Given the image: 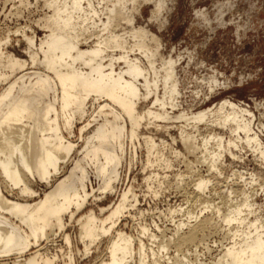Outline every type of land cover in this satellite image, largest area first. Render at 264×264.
<instances>
[{
	"label": "bare ground",
	"instance_id": "6f19581e",
	"mask_svg": "<svg viewBox=\"0 0 264 264\" xmlns=\"http://www.w3.org/2000/svg\"><path fill=\"white\" fill-rule=\"evenodd\" d=\"M145 3L153 9L146 23L138 24L135 17L142 18ZM41 7L46 12L34 23L44 36L37 40L23 34L27 64L3 49L8 39L0 40V264H55L42 244L61 232L65 221L78 223L86 249L110 237L106 260L99 264H264L261 206L244 193L239 201L223 197L214 206L202 198L209 181L203 177L195 181L194 199L203 213L214 208L215 214L198 220L188 211L186 218L195 223L180 222L169 239L158 242L142 228L148 247L115 229L114 219L125 209L130 190L106 218L80 216L90 196L87 167L100 179L101 193L112 191L123 139L134 140L143 123L191 125L194 132L182 131L179 141L186 152L202 154L196 162L207 163L210 173L219 169L224 155L235 158L233 150L243 145L264 163V145L253 127L254 115L230 99L197 112L168 111L181 108L178 59L163 56L162 43L147 24L161 25L164 0H41ZM197 14L204 19L205 14ZM212 73L205 79L209 92L226 88ZM77 125L79 146L70 140ZM73 154L71 168L61 175ZM34 183L44 185L42 194ZM215 219L227 229L230 243L205 262L199 260L198 247L208 249L204 237ZM62 238L69 243L67 235ZM171 244L177 251L173 257L167 256Z\"/></svg>",
	"mask_w": 264,
	"mask_h": 264
},
{
	"label": "rangeland",
	"instance_id": "374dc122",
	"mask_svg": "<svg viewBox=\"0 0 264 264\" xmlns=\"http://www.w3.org/2000/svg\"><path fill=\"white\" fill-rule=\"evenodd\" d=\"M164 5L161 25L154 21L147 24L159 37L163 56L178 59V103L181 108L168 111L174 115L179 109L197 112L230 99L254 115L253 127L260 131L264 145V128L261 127L264 125V0H164ZM152 9L151 3L142 4V18L136 15V22L145 24ZM45 12L41 0H0V40L8 39L3 49L27 64L23 34L34 35L37 40L42 38L45 31L34 22ZM197 12L205 14L204 19ZM212 71H216L218 80L227 87L210 93L205 79L213 74ZM2 72L9 74L6 69ZM244 116L251 117L249 114ZM80 126L77 125L70 139L78 146L82 143L78 140ZM201 126L205 127L204 124ZM191 130V125L185 126L181 121L143 123L134 140L123 139V152L112 191L101 193L100 179L87 167L90 196L80 216L93 213L97 219L106 218L117 206L121 195L130 190L125 209L114 219L115 229L134 239H142L148 247L151 243L147 235L140 234L142 228H146L148 234H155L158 242V239H169L180 222L195 223L194 218H186L188 211L198 220L215 214L214 208L212 213L210 208L203 213L194 199L195 181L203 177L209 180L202 192L203 199L216 206L223 197L239 201L244 193L261 206L260 214L264 219V163L259 161L257 154L251 153L250 146L243 145L244 148L233 150L235 158L224 155L219 169L210 173L207 163L196 162L202 154L186 152L179 141L182 131L193 133ZM215 131L229 136L227 130ZM150 145L153 148L148 150ZM73 159L74 154L65 163L61 175L71 168ZM33 187L39 194L45 190L44 185L38 183ZM108 226L110 224L106 223L105 227ZM226 230L219 220L213 221L204 237L208 249H204V245L198 247L199 260L209 262L219 257L218 253L230 243ZM63 234L69 237V243H65ZM109 238L95 240L86 249L79 240L78 223L65 221L64 229L42 244V252L54 256L55 264H99L106 260ZM151 246L155 248V245ZM175 254V245H169L167 256Z\"/></svg>",
	"mask_w": 264,
	"mask_h": 264
}]
</instances>
